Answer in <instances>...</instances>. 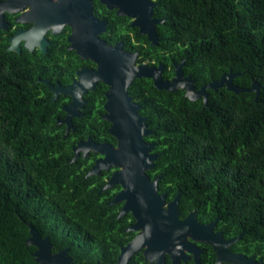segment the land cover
I'll return each instance as SVG.
<instances>
[{"label": "trees", "instance_id": "trees-1", "mask_svg": "<svg viewBox=\"0 0 264 264\" xmlns=\"http://www.w3.org/2000/svg\"><path fill=\"white\" fill-rule=\"evenodd\" d=\"M159 35L145 59L172 68L185 59L197 87L230 71L240 74L236 85L261 87L258 99L255 92L211 89L207 105L181 89L160 90L150 78L136 79L129 93L153 131L146 141L156 144L158 158L148 174L162 176L168 201L181 194L180 217L197 210L203 224L219 218L216 231L225 238L245 232L231 251L264 260V0H168V30ZM25 52L0 46V264H39L29 224L50 238L54 253L68 248L75 264H115L136 235L128 230L132 213L120 217L123 203H112L122 187L102 191L118 168L87 176L100 154L72 161L74 147L89 137L117 145L103 117L109 87L101 82L87 93L85 116L66 135L59 119L70 97L52 101L39 79L57 74L67 84L89 61L67 44L32 57ZM201 246V263L214 264L213 246ZM129 264L151 263L140 251ZM164 264H172L170 255Z\"/></svg>", "mask_w": 264, "mask_h": 264}, {"label": "water", "instance_id": "water-1", "mask_svg": "<svg viewBox=\"0 0 264 264\" xmlns=\"http://www.w3.org/2000/svg\"><path fill=\"white\" fill-rule=\"evenodd\" d=\"M18 0L1 4L5 10L19 12L27 5H31L37 12L38 18H34L35 27L28 33L35 32L40 20L48 27L53 24V32L57 33L63 25L70 24L73 33L70 37L71 50L85 60H92L97 64L96 69L82 68L77 72L78 78L67 87L49 85L54 92L53 101L63 93L70 95L72 101L64 109L67 117L61 123L67 124L66 135L75 131L72 120L84 115L85 96L89 91L95 90L97 84L102 82L109 86L106 92L104 118L111 122L110 133L117 139V145L99 143L91 137L86 141H80L75 147L73 162L81 155L87 157L91 152L100 154L87 176L99 175L102 170L118 168L109 179L102 191L117 185L122 190L116 195L112 203H124L120 217L132 213L136 222L129 227V231L138 232L134 239L122 248L117 264H129L133 256L144 249V255L151 264H164L168 254L172 258V264H180L193 258L196 264H202L201 258L204 249L198 243H208L213 246L217 259L214 264H264V260H257L254 256L231 251V246L239 241L245 232L231 238H225L223 232L216 231L219 218L208 224L201 223L197 218V210L191 211L184 219L180 218L179 193L167 204L166 194L159 193L160 177L152 180L147 172L155 167L158 154L153 153L155 143L146 141V137L153 134L148 124V118L140 114L141 106L134 101L129 89L136 79L151 78L154 85L160 90L170 92L178 89L186 91V97L190 101H196L203 97L208 104L209 89L218 91L226 87L228 90L240 94L242 92H255L256 99L260 95V85L253 82L250 88H242L234 83L240 75L230 71L223 74L219 80H214L196 89L190 76L183 77V60L176 68V76L172 81L163 79L162 66L150 67L148 64H138V53H131L124 49L123 43L115 46L109 45L101 38V33L106 30V22L99 20L93 13L92 0H55L48 5L46 2L36 9L31 2L21 7H15ZM146 0H101L108 4L109 8H119L120 15L136 16L145 12ZM12 5V6H11ZM34 11L26 14L33 15ZM152 13V9L150 11ZM31 15V16H32ZM0 14V29L7 28ZM137 22H134L136 25ZM60 25V26H59ZM49 27V28H50ZM47 27L40 35V39L46 41ZM51 29V28H50ZM141 34H148L149 40L155 45L158 35L153 26L150 31L141 30ZM28 47V43L26 44ZM13 49H16L15 44ZM30 49V48H29ZM32 50V49H31ZM41 51L47 52L46 47L41 46ZM49 84L48 81H46ZM31 237L28 245L36 246L35 261L39 264H74V257L69 256L66 248L58 253H53V244L48 236L43 237L31 224Z\"/></svg>", "mask_w": 264, "mask_h": 264}, {"label": "flooded vegetation", "instance_id": "flooded-vegetation-1", "mask_svg": "<svg viewBox=\"0 0 264 264\" xmlns=\"http://www.w3.org/2000/svg\"><path fill=\"white\" fill-rule=\"evenodd\" d=\"M8 1L10 2L11 0H0V14L1 15L3 14V16H2L3 20L7 24V28L0 29V46L1 47L5 46L6 51L15 52L17 54H22L23 52L26 53L25 51H27L29 54H31L30 56L32 57V55L47 54L49 49L52 47L53 44H55V45L57 44L58 46H64L67 44L68 50L74 51L76 53L75 50L70 49V46L72 44L70 42V37L73 33V27L70 24L63 25V27L61 28L60 31H58L57 33H54L53 32V28H54L53 24L51 25V27L49 26L51 28L50 29L46 24H44L40 20V24H38V26L36 27L35 32L28 33L29 30H31L32 28L35 27V21H33V19L38 18L37 12L33 10L31 5H27V7H25L23 10H21L19 12H12L11 10L7 9L8 5H6V8L4 10L3 7L1 6V4H7ZM28 1L31 2V4L36 9H39V8H42L41 6L45 2H46V4L48 3V5H50L52 0H18L15 7H21L24 4H28ZM57 1L58 0H55V2H57ZM92 1L94 4V6H93L94 15L99 20L106 22V30L103 33H101V38L103 40H105L109 45H112V46H115L119 43H123L124 49H125V45L127 44V46L133 50L131 51V50L125 49L126 51L131 52V53H138V57H137V63L138 64H148L150 67H156V68L162 66L163 69H162L161 75H162L164 80L172 81L175 78L176 68H177L178 64H180L183 60L181 62H174V67L172 68L171 66H168V63L156 62L155 60L151 61L150 57H147L145 59V56H147V53H148V48L150 46L156 47L159 45V42H160L159 33L164 31V30H166V31L168 30V0H146L145 2L147 5H145V12L143 14L138 13L134 17L128 16V15H120L119 14V10H120L119 8H109L108 4L102 3L101 0H92ZM151 9H152V13H150ZM31 11H34L35 14H33V15L31 14L32 16L29 14H26L27 12L31 13ZM124 22L126 23L125 25H124ZM134 22H137V24L134 25ZM153 26L155 27V32L157 33L158 38H159L157 44H155V45H153L152 41L149 40L148 34H141L140 33L142 29L145 31H150ZM45 27H47L49 29L45 35L46 41L45 40L42 41L40 39V35L42 34V32H44ZM124 32L129 33V35L124 37L123 36ZM137 34L139 36H137ZM102 35H106V38H103ZM27 43L29 45L28 47L26 46ZM14 44H15L16 49H13ZM41 46H43V48L46 47V49H47L46 53L41 51ZM82 60H84L85 62H87V61H89V62L83 64L80 68H78L76 70L75 76L72 78V81L67 83V84L61 83L58 80L59 76L57 74H54L52 76V78L39 79V81L46 84V86L48 87L50 92L53 93V97L51 99L52 101L54 98V92L52 91V89L50 88L49 85H52L54 87H56L58 85H60L62 87H67L68 85L72 84L75 79L78 78L77 72L80 69L86 68V69L90 70V69H96L97 68V64H95L92 60H90V59H88V60L82 59ZM185 65H186V63H185ZM185 65L182 68L183 72H184L183 77L185 78V77L190 76L193 80L194 86H196V89L200 90V88L206 84L197 87L196 79H194L191 74L186 73ZM171 69H173V75L168 77V71L169 70L171 71ZM52 79H54L56 82L53 83ZM151 80L154 83V80L153 79H151ZM46 81H48L49 84H47ZM99 83H101V82H99ZM98 84H97V86H98ZM97 86H96V88H97ZM210 90L211 89H209L207 91L208 97H209V91ZM184 92L186 94V91H184ZM60 96H69L70 97V101L68 103L63 104V110L65 111L64 108L71 103L72 97L68 94L65 95V94L61 93L56 97V99L54 101H56ZM199 99L204 100L203 97H201ZM86 104H87V100H86ZM83 110H82V113L84 115H82L81 117L85 116V112ZM105 114H106V110H105L104 115ZM104 115H103V117H104ZM66 117H67V112H66V116L63 119H65ZM144 117H147V116H144ZM75 118H80V117H75ZM63 119H59L60 124H65V123H61V120H63ZM73 120H72V122H73ZM65 125L67 127V124H65ZM75 129H76V127H75ZM100 157H101V155L98 156V158H100ZM147 174H148V172H147ZM158 177H160V180H161L162 176H155L153 178L150 176V178L152 180H154L155 178H158ZM121 190H122V188L119 190V192ZM159 193L160 194H163V193L166 194L167 204L172 201V200L171 201L167 200V192H161L159 189ZM123 205H124V203H123ZM181 219H184V218H181ZM135 222H136V220H135ZM137 234H138V232H136V235ZM131 241H129L128 244ZM127 245H125V246H127ZM198 245L201 248H203L201 246V243H198ZM125 246H123V247H125ZM122 248H121V250H122ZM140 251H142L143 255H144V249H142ZM58 252H60V251H58ZM58 252H56V253H58ZM165 257H166V260L164 263H166L168 261V254H166ZM145 260H146V258H145ZM117 262H118V259H117ZM117 262L115 264H117ZM73 263H74V261H73Z\"/></svg>", "mask_w": 264, "mask_h": 264}]
</instances>
